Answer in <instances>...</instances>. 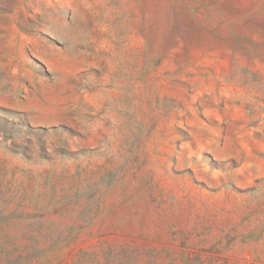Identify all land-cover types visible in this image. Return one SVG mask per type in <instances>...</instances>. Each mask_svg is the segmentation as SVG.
I'll return each instance as SVG.
<instances>
[{
    "label": "rangeland",
    "instance_id": "obj_1",
    "mask_svg": "<svg viewBox=\"0 0 264 264\" xmlns=\"http://www.w3.org/2000/svg\"><path fill=\"white\" fill-rule=\"evenodd\" d=\"M0 264H264V0H0Z\"/></svg>",
    "mask_w": 264,
    "mask_h": 264
}]
</instances>
